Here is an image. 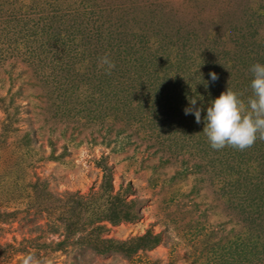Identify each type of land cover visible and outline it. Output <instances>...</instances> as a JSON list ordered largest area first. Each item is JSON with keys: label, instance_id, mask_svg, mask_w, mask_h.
Returning <instances> with one entry per match:
<instances>
[{"label": "rangeland", "instance_id": "rangeland-1", "mask_svg": "<svg viewBox=\"0 0 264 264\" xmlns=\"http://www.w3.org/2000/svg\"><path fill=\"white\" fill-rule=\"evenodd\" d=\"M257 62L264 0H0V264H264V140L183 112Z\"/></svg>", "mask_w": 264, "mask_h": 264}, {"label": "clouds", "instance_id": "clouds-1", "mask_svg": "<svg viewBox=\"0 0 264 264\" xmlns=\"http://www.w3.org/2000/svg\"><path fill=\"white\" fill-rule=\"evenodd\" d=\"M99 63L109 74L115 68V63L107 55L101 57ZM250 71L253 77L250 82L252 92L246 102L241 98L242 93L227 87L206 107L198 103L200 97L193 96L183 109L184 115L194 116L197 124L203 120V133L214 150L226 146L245 150L254 145L258 138L264 140V63H254ZM209 78L210 82L219 79L215 72H209ZM21 264L46 262L29 253L22 258Z\"/></svg>", "mask_w": 264, "mask_h": 264}, {"label": "trees", "instance_id": "trees-1", "mask_svg": "<svg viewBox=\"0 0 264 264\" xmlns=\"http://www.w3.org/2000/svg\"><path fill=\"white\" fill-rule=\"evenodd\" d=\"M137 240H138L140 243H139V245L137 246L136 249H142V250H146V249H148V248H150V247L156 245V242H157L155 238L152 239L151 236H147V235H145V236H143V237H140V238H138ZM146 241H148V242H146ZM136 249H135V250H136Z\"/></svg>", "mask_w": 264, "mask_h": 264}]
</instances>
